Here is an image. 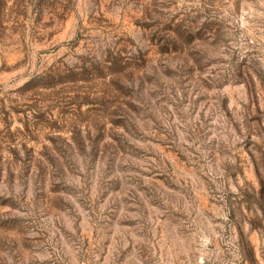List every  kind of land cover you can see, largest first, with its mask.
Here are the masks:
<instances>
[{"label": "rangeland", "instance_id": "1", "mask_svg": "<svg viewBox=\"0 0 264 264\" xmlns=\"http://www.w3.org/2000/svg\"><path fill=\"white\" fill-rule=\"evenodd\" d=\"M0 264H264V0H0Z\"/></svg>", "mask_w": 264, "mask_h": 264}]
</instances>
